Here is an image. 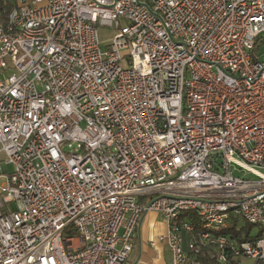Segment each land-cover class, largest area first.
Segmentation results:
<instances>
[{
    "label": "built area",
    "instance_id": "1",
    "mask_svg": "<svg viewBox=\"0 0 264 264\" xmlns=\"http://www.w3.org/2000/svg\"><path fill=\"white\" fill-rule=\"evenodd\" d=\"M262 51L264 0H0V264H124L152 210L170 264H264Z\"/></svg>",
    "mask_w": 264,
    "mask_h": 264
},
{
    "label": "crops",
    "instance_id": "2",
    "mask_svg": "<svg viewBox=\"0 0 264 264\" xmlns=\"http://www.w3.org/2000/svg\"><path fill=\"white\" fill-rule=\"evenodd\" d=\"M6 165L8 164H4V156L0 153L3 174L11 170H7ZM165 229L166 223L160 212L152 210L142 214L134 231L131 252L124 264H170L171 253L167 246L159 242L152 246L149 242Z\"/></svg>",
    "mask_w": 264,
    "mask_h": 264
},
{
    "label": "trees",
    "instance_id": "3",
    "mask_svg": "<svg viewBox=\"0 0 264 264\" xmlns=\"http://www.w3.org/2000/svg\"><path fill=\"white\" fill-rule=\"evenodd\" d=\"M259 44H257L258 46ZM183 218H186L190 222H192L195 226L196 229H199L201 225L199 224V221L195 219L194 215L190 211H185L182 214ZM254 225L249 224V223H244L241 226H238V220L234 219L231 222V225L227 227L224 231L229 233V235L238 241L242 240H250V239H255L260 236V233H257L255 235L251 234V229ZM69 232V231H67ZM66 232V233H67ZM71 234H75V231H70ZM199 264H221L216 261L215 258V250L213 247H207L204 250V254L198 257ZM224 264H239V260L229 258L228 261ZM256 264H261L257 262Z\"/></svg>",
    "mask_w": 264,
    "mask_h": 264
},
{
    "label": "rangeland",
    "instance_id": "4",
    "mask_svg": "<svg viewBox=\"0 0 264 264\" xmlns=\"http://www.w3.org/2000/svg\"><path fill=\"white\" fill-rule=\"evenodd\" d=\"M112 29L108 26H98L97 27V33H98V37H99V40H100V43H101V46L102 48H107V45L109 44V41H110V36H111V33H112ZM260 58L261 60L264 61V51H262L261 55H260ZM6 168L7 170H10L11 167L9 165H6ZM2 169L0 167V174H3L2 173ZM5 180L4 177H0V183L3 182ZM245 222L243 220H239L238 221V226H241L243 225ZM230 223L227 224V226H229ZM263 227L261 226H256L254 225L251 229V234L252 235H255L257 234Z\"/></svg>",
    "mask_w": 264,
    "mask_h": 264
}]
</instances>
